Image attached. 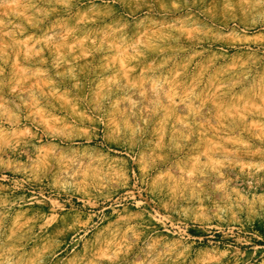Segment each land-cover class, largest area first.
Here are the masks:
<instances>
[{
  "label": "rangeland",
  "instance_id": "374dc122",
  "mask_svg": "<svg viewBox=\"0 0 264 264\" xmlns=\"http://www.w3.org/2000/svg\"><path fill=\"white\" fill-rule=\"evenodd\" d=\"M0 264H264V0H0Z\"/></svg>",
  "mask_w": 264,
  "mask_h": 264
}]
</instances>
